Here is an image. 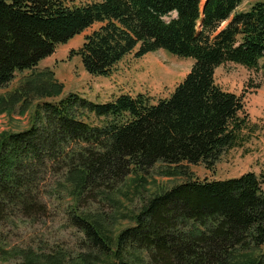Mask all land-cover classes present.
<instances>
[{"label": "trees", "instance_id": "obj_1", "mask_svg": "<svg viewBox=\"0 0 264 264\" xmlns=\"http://www.w3.org/2000/svg\"><path fill=\"white\" fill-rule=\"evenodd\" d=\"M244 1L0 0V88L15 73L28 72L0 95V114L17 109L24 115L34 99L61 96L64 86L54 72L37 66L87 30L71 55L95 77L109 76L133 52L140 58L163 50L192 60L167 99L152 103L144 94H123L98 104L69 94L55 104L38 103L29 128L1 134L0 227L15 212L42 213L48 187L38 178L57 179L59 169L65 173L57 195L66 189L75 205L89 195L114 203L112 192L132 173L158 163L210 170L223 153L241 147L251 130L242 98L223 91L214 75L222 64L235 63L264 76V0L237 11ZM263 184L252 172L189 179L152 196L124 217L133 225L114 233L115 221L97 214L73 208L68 219L110 264H264ZM88 258L67 262L62 252L5 250L0 236L3 262L94 264Z\"/></svg>", "mask_w": 264, "mask_h": 264}, {"label": "rangeland", "instance_id": "obj_2", "mask_svg": "<svg viewBox=\"0 0 264 264\" xmlns=\"http://www.w3.org/2000/svg\"><path fill=\"white\" fill-rule=\"evenodd\" d=\"M98 0H73V4H84ZM259 0H246L237 11H246ZM204 0H202V3ZM169 18H166L168 20ZM225 24L222 25L224 27ZM221 27V28H222ZM77 35L66 43L56 47L54 53L40 61L37 70L49 69L54 72L56 80L63 84V94L57 98L33 100L29 110L19 115L15 109L11 113L0 114V135L9 132L23 131L31 126L36 105L43 102L55 104L69 94L78 95L93 103H106L119 95L137 94L148 96L152 103L167 99L174 88L188 73L192 62L189 59L175 57L163 50L135 58L134 52L116 64L107 77L89 75L82 67L77 56L71 55L83 42L84 35ZM165 52V53H164ZM28 72L15 73L13 81L0 88V95L12 91L22 77ZM215 83L225 92L242 98L243 111L250 125V136L241 147L223 153L212 169L207 170L202 164L186 165L174 168L161 163L139 173H132L112 192L114 203L89 195L75 205V201L66 189L57 195L56 183L65 173L58 170L57 179L38 178L39 186L47 188L41 201L44 204L42 213L24 217L17 212L14 217L6 219L0 227L5 250H33L37 254L62 252L67 262L77 257L89 256L94 264H110L112 259L91 249L86 244L83 234L71 226L69 216L72 210L80 214L100 215L101 218L114 220V233L133 225L126 216L137 214L142 206L155 194H159L189 179L226 180L237 178L252 172L264 178V76L261 69H247L235 63H225L215 70ZM90 120L96 123L91 115ZM166 170L172 174L166 173ZM166 173V174H165ZM63 180H60L61 183ZM52 190H51V188ZM264 189V184L262 185ZM60 189V188H58ZM60 193V194H61ZM111 195V196H112ZM75 210V209H73ZM0 264H17L10 259Z\"/></svg>", "mask_w": 264, "mask_h": 264}]
</instances>
